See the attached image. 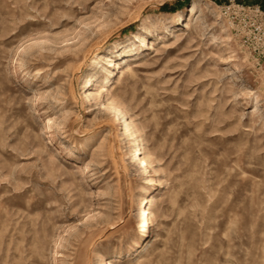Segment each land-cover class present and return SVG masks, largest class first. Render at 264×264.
<instances>
[{"label": "rangeland", "instance_id": "1", "mask_svg": "<svg viewBox=\"0 0 264 264\" xmlns=\"http://www.w3.org/2000/svg\"><path fill=\"white\" fill-rule=\"evenodd\" d=\"M193 1L0 0V264H264V0Z\"/></svg>", "mask_w": 264, "mask_h": 264}, {"label": "bare ground", "instance_id": "2", "mask_svg": "<svg viewBox=\"0 0 264 264\" xmlns=\"http://www.w3.org/2000/svg\"><path fill=\"white\" fill-rule=\"evenodd\" d=\"M203 3L201 4V2L197 1V0H194L192 2L191 7L188 10V12L186 14V17H185V20H184L186 22L185 25L189 26V23L193 20V18L196 16V14H201L203 12V10L205 8V6H203ZM210 4H211V2H210ZM207 6H209V5H207ZM124 58H126V57H124ZM124 58H122V59H124ZM125 62H127V61H125ZM118 64H120V62ZM130 65H131L130 63H126L122 67H121V65H119L120 71L115 76V78H116L115 82L120 83L122 81V79L125 77V74L132 71ZM236 69L239 70V68H237V67H236ZM108 73H111V71H108ZM104 78H108V74ZM96 90H99L100 93L108 92V88H106V85H104V84H99L97 86ZM93 92H95V90L90 91L89 92V96L90 95L93 96ZM108 103L113 108V110L115 112H117V113L119 112V115H121L122 111L120 113L121 109H119V104L116 102V100L114 98H112V95L110 97H108ZM257 110H258V106L256 104L251 112L252 113H256ZM131 127H133V126H131V123L124 119V128L122 126V131L124 129L126 134H130L131 138L133 137L134 140H137V137H136L137 135L134 134L135 132H132L133 130H131ZM135 154L138 156V160H139V164H140V165L139 164L138 165L141 166V167L143 166L144 168H146V166L149 164V154L147 153L145 147L141 143H138V147L135 150ZM86 166H88V165H86ZM153 202H154V200L151 201V203L149 204L148 207H143L142 211L141 212L139 211V213H142L143 216H145L146 219H148L150 222H152V219H151L150 215L152 213L151 206H153L152 205ZM106 264H116V263L114 261H112V260H108Z\"/></svg>", "mask_w": 264, "mask_h": 264}, {"label": "built area", "instance_id": "3", "mask_svg": "<svg viewBox=\"0 0 264 264\" xmlns=\"http://www.w3.org/2000/svg\"><path fill=\"white\" fill-rule=\"evenodd\" d=\"M224 14L229 18V23L232 25L235 23V17H241L245 19L247 16L254 17L252 22L248 24L242 23V21H238L237 27L241 30L242 36H245V42L248 43L249 54H264V19L260 18L261 14H264L260 7L257 6H244L241 4H236L234 2L230 3L226 7H224ZM234 16V17H233ZM259 16V17H258ZM245 25L246 28H242ZM264 61V60H263Z\"/></svg>", "mask_w": 264, "mask_h": 264}]
</instances>
